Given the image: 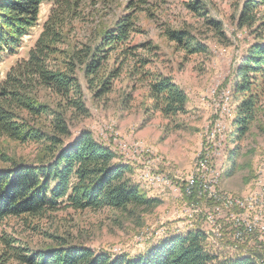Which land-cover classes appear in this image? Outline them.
<instances>
[{"label": "rangeland", "instance_id": "obj_1", "mask_svg": "<svg viewBox=\"0 0 264 264\" xmlns=\"http://www.w3.org/2000/svg\"><path fill=\"white\" fill-rule=\"evenodd\" d=\"M107 1L100 0L99 4L87 1L91 23L83 32L90 35L96 29L109 30L121 17L134 14L140 32L132 36V46L149 43L157 48L153 52L156 54L154 63L146 70L173 78L187 94V113L166 117L157 111L149 98L148 81L141 82L142 70L134 75L129 64L113 82L109 94L100 98H95L92 88L89 90L80 71L78 78L89 115L67 116L70 134L62 139L63 145L69 146L82 134H90L115 154V164L131 169L129 178L133 184L161 204L147 213L108 208L75 212L63 207L37 219L10 217L0 224V237L6 233L35 249L54 245L50 236L60 237L114 258L143 254L167 237L184 235L197 228L206 236V250L211 254L230 258L256 251L260 254L258 262L264 263V241L260 240V232L256 230L239 240L234 217L242 218L245 212L237 206L229 210L221 204H225L226 199L228 203L236 200L239 205H246L255 193L264 190V79L259 83L255 118L249 133L235 141L240 101L232 87L240 59L257 40L256 35L242 28L238 21L241 6L247 0H200L207 16L221 22V36L207 26L204 18L186 7L189 0H150L146 7H137L133 0ZM51 8L49 3L42 5L38 23L22 39V48L0 55V82L11 67L28 57ZM168 29L190 33L206 47V53H185L167 39ZM139 52L145 54L142 50ZM117 64H120L118 54L111 55L107 70ZM41 102L52 110L60 105L47 93L41 94ZM19 116L29 126L37 124L45 131L51 130L48 123V126L43 125L45 121L50 123V116L38 122L25 113ZM50 144L45 141L20 143L0 134V169L13 168L14 164L47 163L51 160ZM232 151L236 152L234 166L229 162ZM201 162H206L204 173H201ZM201 174L207 180L217 174L219 177L212 186L202 183ZM192 178L196 182L189 188ZM3 250L0 241V256L5 258Z\"/></svg>", "mask_w": 264, "mask_h": 264}, {"label": "trees", "instance_id": "obj_2", "mask_svg": "<svg viewBox=\"0 0 264 264\" xmlns=\"http://www.w3.org/2000/svg\"><path fill=\"white\" fill-rule=\"evenodd\" d=\"M87 1L0 0V55L22 48V39L38 23L42 5H52L28 57L11 67L0 82V134L20 143H51V160L40 165L14 164L13 168L0 169V224L10 217L42 218L63 207L75 212L108 208L147 213L161 204L160 200L150 198L133 184L129 178L131 169L115 164V154L90 134L84 133L71 145H63L62 139L70 134L67 116L89 115L78 78L80 71H83L89 90L92 88L95 98H100L109 94L113 82L129 64L134 75L142 70L141 82L148 81L149 98L157 111L166 117L187 113V94L173 78L146 70L154 63L156 54L153 52L157 48L149 43L132 46V36L140 32L134 14L121 17L109 30L96 29L88 35L83 32L91 23ZM92 1L99 4L100 0ZM133 3L137 7H146L150 0H133ZM186 7L204 18L216 35H222L221 22L207 16L200 0H189ZM263 8L264 0H247L238 17L240 26L249 29L257 40L240 59L241 65L232 87L240 101L235 120L237 142L249 133L255 118L259 83L264 79ZM166 37L187 54L207 51L185 30L168 29ZM113 54H118L120 64L108 71ZM44 93L55 97V104H60V109L52 110L51 106L42 103L41 94ZM19 113H25L37 122L50 116V123L45 121L43 125H49L51 130L45 131L37 124L29 126ZM235 157L236 152L232 151L229 162L233 166ZM49 238L54 245L35 249L4 233L0 241L7 259L0 256V264L9 261L16 264H263L258 262L260 254L256 251V255L249 253L230 258L211 254L206 250V236L197 228L184 235L167 237L150 246L145 253L133 257L112 258L85 246L74 245L68 239Z\"/></svg>", "mask_w": 264, "mask_h": 264}, {"label": "built area", "instance_id": "obj_3", "mask_svg": "<svg viewBox=\"0 0 264 264\" xmlns=\"http://www.w3.org/2000/svg\"><path fill=\"white\" fill-rule=\"evenodd\" d=\"M201 167L203 168L201 169V173H204L206 162H201ZM217 177H219L218 174L217 176L214 175L209 180H207L205 175H200L203 184L206 183V185L209 184L212 186H214V179ZM195 182V178H192L190 182H188V187L192 188ZM223 201L225 204L221 203L222 201H220V203L227 209L229 208L230 210V208L237 206L239 209H242L245 212V214L241 216L242 218L234 217V224L235 226L239 227V230L236 233V237L239 240H241V238L246 235L256 232L257 230L258 233L260 232V240L264 241V190L255 193L253 200L246 205H239L238 201L236 200L235 203H228L226 202V199ZM258 247L261 248L260 245Z\"/></svg>", "mask_w": 264, "mask_h": 264}]
</instances>
